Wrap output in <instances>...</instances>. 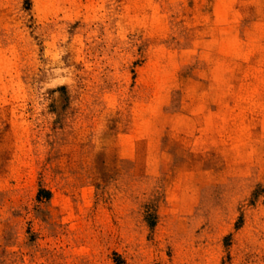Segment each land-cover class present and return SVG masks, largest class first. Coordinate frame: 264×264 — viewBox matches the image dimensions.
I'll return each mask as SVG.
<instances>
[{
	"label": "rangeland",
	"instance_id": "374dc122",
	"mask_svg": "<svg viewBox=\"0 0 264 264\" xmlns=\"http://www.w3.org/2000/svg\"><path fill=\"white\" fill-rule=\"evenodd\" d=\"M0 264H264V0H0Z\"/></svg>",
	"mask_w": 264,
	"mask_h": 264
}]
</instances>
